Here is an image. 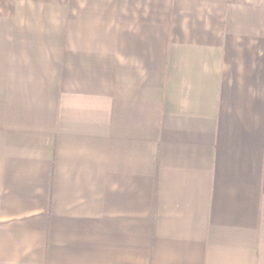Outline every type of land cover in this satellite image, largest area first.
<instances>
[{
	"label": "crops",
	"instance_id": "1",
	"mask_svg": "<svg viewBox=\"0 0 264 264\" xmlns=\"http://www.w3.org/2000/svg\"><path fill=\"white\" fill-rule=\"evenodd\" d=\"M0 264H264V0H0Z\"/></svg>",
	"mask_w": 264,
	"mask_h": 264
}]
</instances>
